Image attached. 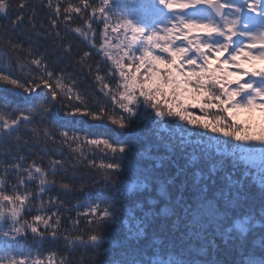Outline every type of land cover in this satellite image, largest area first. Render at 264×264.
I'll return each instance as SVG.
<instances>
[{
	"label": "snow or ice",
	"instance_id": "1",
	"mask_svg": "<svg viewBox=\"0 0 264 264\" xmlns=\"http://www.w3.org/2000/svg\"><path fill=\"white\" fill-rule=\"evenodd\" d=\"M131 3L136 11L129 10L128 0H41L50 20L37 31L35 5L18 0L12 19L11 0H0V15L17 35L8 38V47L30 58L5 57L20 64L21 75L6 70L7 63L0 67V82L19 90L24 101L3 106L0 138L35 124L34 135L42 129L45 144L59 145L54 149L59 158L46 166L20 154L0 159V239L7 245L0 249V264H83L73 253L91 249L98 256L104 229L112 224L122 227L123 236L109 243L125 252L110 264H264V66H258L264 65V0ZM26 9L35 40L17 33ZM74 14L81 23L72 28ZM93 23L103 24V31ZM73 34L88 50L72 42ZM112 34L124 37L118 47L126 50L113 56L107 48L96 49L104 55L93 68L95 43ZM41 39L51 51L39 50ZM89 75L106 104L93 107L91 97L79 91ZM77 115L107 121L113 131L130 136L154 128L158 143L141 150L136 140L82 138L65 119ZM82 144L100 153L99 166L95 152L89 149V160ZM64 145L74 162L63 155ZM41 152L49 155L46 148ZM77 164L102 175L104 189L113 195L78 202L76 208L84 211L75 219L62 218L59 195L49 196L47 206L41 202L38 213L47 214H32L24 202L42 201L56 186L48 175L75 172ZM34 181L37 192L31 193ZM21 186L26 194L17 195ZM59 188L77 190L66 182ZM25 211L31 222L23 219ZM81 217L86 236L79 231ZM29 236L32 245L25 248ZM218 239L235 250L232 260L217 259ZM42 242L53 247L41 250Z\"/></svg>",
	"mask_w": 264,
	"mask_h": 264
},
{
	"label": "trees",
	"instance_id": "2",
	"mask_svg": "<svg viewBox=\"0 0 264 264\" xmlns=\"http://www.w3.org/2000/svg\"><path fill=\"white\" fill-rule=\"evenodd\" d=\"M17 2L18 0H11L13 10L9 12V16L12 19H15L16 12L18 11V9L16 8ZM25 2L28 3L29 5H35L34 11L36 12V17L34 24L36 26V30L39 31L41 29V26L45 28L48 27L50 17H46L45 10L41 8V0H25ZM53 2H55V0H53ZM69 2L79 3V0H69ZM128 2L130 5L129 10L136 11L135 7L131 3V0H128ZM31 15L32 12L26 9L24 13V21L17 29V33H23L24 35H32L33 40H35L36 37L32 30V25L29 24V19L31 18ZM78 16L79 14H74L71 17V19L74 21V23H72L71 25L72 28L80 26L81 21L78 18ZM91 27L94 30L99 29L103 31L104 29L103 24L93 23ZM109 32H111V29H109ZM92 35H94V33H89V36ZM9 37L15 40L17 38V35L16 33L12 32L11 26L8 23V19L0 15V67H5L7 63L8 68L6 70H11L13 72V75H21L22 69L20 67V64L16 63L15 59H13L11 62H8L6 61L5 57L9 56L15 58L16 56H20L21 59L25 61H29L30 58L24 56L20 52H15V53L12 52L11 48L8 47ZM20 39L23 40V36H21ZM123 39L124 37L121 35L120 40H117L115 34H112L108 36L107 40L101 38L100 43H95V41H93V43H95V48L92 49L93 56L92 59L89 60V64H91L93 68H95L96 61L102 59L104 55L103 52H101L99 55L96 54V49L102 47L107 48L109 50V53L113 56L122 55L123 51H125L126 49H123L122 45L119 47L118 45H120V41H122ZM72 42L74 44H79V48L88 50L85 44L80 43V40L75 34H73L72 36ZM38 43L40 45L39 48L40 51H44L45 49L51 51V47L48 41L41 39L39 40ZM27 46H28V42L25 41L24 47L26 48ZM78 51L79 49H74V55ZM258 66H264V65H258ZM23 72L27 73L28 68L25 67L23 69ZM99 75H103V73L101 72L99 73ZM99 87L100 85H97L95 83L91 75L87 77V80L84 83L78 85L79 91L81 93L86 92L87 97H91L90 104L93 107L97 105V102H99V104L107 103L103 94L99 92L98 90ZM105 91H108V89H106ZM23 102H24L23 96L19 94V90L14 89L12 88V86L6 85L3 82H0V111L5 110L3 106L7 103L23 105ZM61 115H63V113H61ZM240 118L245 119L246 115L242 114ZM65 119L66 121L70 122L68 124V127L76 129L79 132V134L82 136V138L84 137L85 134H87L88 138H96L102 136V138L113 137L117 140H129L130 142L136 140L139 142V148L141 150H143L149 144L155 147V145L158 143L155 137L156 129L154 128L149 129L148 132L141 131L139 134L133 133L130 136L129 132L121 133L118 130L113 131L112 130L113 126L110 125L107 121H92L90 118L81 115L66 117ZM81 121H87V123H81ZM259 121H260L259 113H256L255 122L258 124ZM32 127H35V124L28 127L21 125L19 129L15 133H13L11 137L0 138V159L11 160L13 156L20 154L26 157L28 163H30L33 159H35L39 164L40 161L43 160V163L46 166L50 158H59L56 152L54 151V149L59 147V145L54 144L52 142H48L47 144H45L43 139V130L41 129L38 135H34V133L31 130ZM48 127L51 128L53 131L56 130V126L54 125L49 124ZM141 127H143L142 124ZM61 130H63V128H61ZM161 134L163 135V133ZM17 137H19L18 140L16 139ZM25 141H27L28 143L25 144L24 143ZM72 147L75 148L76 145H73ZM81 147L84 149L85 155L88 156L89 160L93 159V156L89 152L91 146L82 144ZM41 148H46L49 152V155H45L43 152H41ZM62 151H63V155L67 160L74 162L75 154L69 151L67 145L63 146ZM189 151H191V149H189ZM91 152H95V149H91ZM95 163L97 166H99V164L101 163L99 152H95ZM125 178L127 179V177ZM48 179L49 180L54 179L56 186L52 187L51 190L42 197V201L33 200L29 198L27 201L24 202V204L31 210L32 214H42V215L47 214L44 212L38 213L41 202H43L45 206H47L49 196L59 195L60 200L64 202V208L60 209L62 218L71 216L73 219H75L80 212L84 211L83 208L80 209L76 208V204L78 202H85L86 200L95 201L97 199H101L104 197H111L113 195L112 192L104 189L102 183V175H100L96 171L86 168L83 164H77L75 172H73V170L69 168L67 174H64L62 172H57L55 178H53L49 174ZM65 182L71 185H75L77 190L73 193H65L61 191L59 188V184ZM129 182L131 181L129 180ZM37 184L38 181H34L31 184L29 188V191L31 193L37 192V187H36ZM8 191L11 192V188H9ZM16 194L17 195L26 194L24 192V186H21L17 190ZM65 209L68 210L65 211ZM23 219H26L29 222H31V216L29 215L28 211H25L23 213ZM63 224L65 226H68L71 232L77 231L76 228L71 227V221L64 219ZM78 227L80 233L86 236L87 233L85 232V229L88 227V225L83 221V217H81V223ZM104 235H105V241L98 256L94 255L91 249L84 250L82 248H78L73 253V257L77 261H80L83 258V264H92V262L95 260L102 261L103 264H110L111 261H117L122 259L123 258L122 253H124L125 250L119 247H115L109 243V241H119L122 238L123 236L122 227L115 224L108 225L104 229ZM217 243L220 245V252L217 255V259L221 261L232 260L235 255V250L227 245H224L223 242L219 239ZM30 245H32V241H31V237L29 236L24 246L25 248H27ZM6 246L7 245L5 241L3 239H0V249L5 248ZM38 247L41 250H44L53 247V245L47 242H42L38 245ZM45 255H47V253H45ZM89 257H91V261L89 260ZM57 259H59V256H57Z\"/></svg>",
	"mask_w": 264,
	"mask_h": 264
}]
</instances>
